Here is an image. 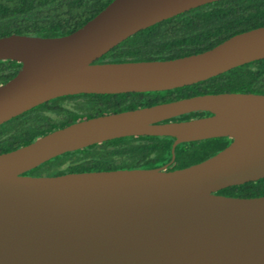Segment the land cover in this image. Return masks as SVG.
Listing matches in <instances>:
<instances>
[{
  "label": "water",
  "instance_id": "obj_1",
  "mask_svg": "<svg viewBox=\"0 0 264 264\" xmlns=\"http://www.w3.org/2000/svg\"><path fill=\"white\" fill-rule=\"evenodd\" d=\"M220 0H113L73 33L0 38V61L21 64L0 85V125L55 98L169 91L264 59V27L203 53L164 61L97 63L165 19ZM192 112L211 115L171 121ZM137 136L172 137L170 162L33 177L65 153ZM214 138L230 144L168 171L175 148ZM264 178V95L206 94L96 116L0 154V264H264V196L226 197Z\"/></svg>",
  "mask_w": 264,
  "mask_h": 264
},
{
  "label": "trees",
  "instance_id": "obj_2",
  "mask_svg": "<svg viewBox=\"0 0 264 264\" xmlns=\"http://www.w3.org/2000/svg\"><path fill=\"white\" fill-rule=\"evenodd\" d=\"M113 0H0V38L25 35L62 37L81 28ZM264 27V0H220L191 9L143 29L101 56L97 63L164 61L214 48L240 33ZM21 64L0 61V85L12 79ZM264 95V59L181 88L149 93L79 94L52 99L0 125V154L26 146L38 137L96 116L151 107L206 94ZM192 112L171 121L210 116ZM172 137L137 136L105 141L57 156L25 175L56 177L130 169H154L171 160ZM231 140L214 138L182 143L167 168L175 171L201 163L226 148ZM219 195L264 196V178L227 187Z\"/></svg>",
  "mask_w": 264,
  "mask_h": 264
}]
</instances>
